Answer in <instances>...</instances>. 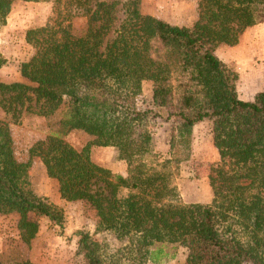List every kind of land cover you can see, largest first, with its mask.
<instances>
[{
    "label": "trees",
    "instance_id": "obj_1",
    "mask_svg": "<svg viewBox=\"0 0 264 264\" xmlns=\"http://www.w3.org/2000/svg\"><path fill=\"white\" fill-rule=\"evenodd\" d=\"M16 1L52 4L47 23L25 33L33 54L19 65L23 80L0 82L5 115L17 122L34 114L51 128L18 162L0 120V215H18L22 242L30 244L39 231L31 215L64 223L63 212L30 189L38 160L60 199L87 205L95 233H111L122 244L109 254L104 243L78 232L85 264H162L179 247L185 264H264V91L240 100L238 74L215 55L219 45L234 47L248 28L264 24V0H201L191 28L142 14L140 0H127L114 30L117 1L0 0V29ZM80 10L87 29L76 36L72 19ZM5 62L0 54V68ZM145 82L152 95L140 107ZM160 110L176 123L161 160L149 129ZM203 121L212 123L218 154L208 176L212 200L184 204L174 180ZM72 131L92 140L77 151L64 140ZM93 147L114 148L127 176L95 164Z\"/></svg>",
    "mask_w": 264,
    "mask_h": 264
},
{
    "label": "rangeland",
    "instance_id": "obj_2",
    "mask_svg": "<svg viewBox=\"0 0 264 264\" xmlns=\"http://www.w3.org/2000/svg\"><path fill=\"white\" fill-rule=\"evenodd\" d=\"M112 3L117 1L116 20L114 29H117L124 19V7L127 0H97ZM201 0H140L139 10L142 14L161 19L171 25L191 28L198 20L199 4ZM10 12V26L0 29V54L8 65L0 69V82H15L9 78V72L18 71L19 65L27 61L33 54V49L25 42L27 30L44 26L52 16V4L49 2L33 3L16 1ZM87 16L84 11L75 13L72 19V32L81 36L87 29ZM7 23V22H6ZM7 25V24H6ZM14 32V33H13ZM111 33L107 38H112ZM260 31L248 33L245 45L251 44ZM2 38V39H1ZM232 48V47H231ZM243 47L233 48L229 52L233 63L226 64L235 72L236 60L243 54ZM221 54V53H220ZM227 55V54H222ZM256 65H264V58H257ZM241 66V65H240ZM237 73V72H236ZM13 75V74H12ZM13 77V76H12ZM4 80H9L5 82ZM151 83L142 84L140 94L137 96L138 105L144 107L151 99ZM157 118L151 119L149 129L153 134L154 152L163 159L169 152V141L176 123L166 120V111L160 110ZM0 120L7 124L12 138L14 157L18 162L28 160V151L33 144L43 141L50 136L48 120L34 114H23L17 122L5 115L0 109ZM54 129V127H53ZM65 142L77 151H80L92 138L80 131H72L64 137ZM90 157L92 161L117 176L126 177L128 170L124 161L118 160L114 148L93 147ZM218 162V154L212 144V123L203 121L195 125L192 132L191 152L188 160L180 163L174 185L177 188L180 201L184 204L201 203L210 204L212 193L209 186L210 167ZM30 189L47 204L63 212V228L53 224L45 218L31 215L30 218L39 224L36 237L25 244L22 242L17 228L18 215H0V264H85L83 255L77 254L78 232L92 235L97 241L107 246V252L114 253L122 247L111 233H95L96 218L92 210L84 203H67L60 199L57 182L46 176L41 162L35 160L29 171ZM174 257L162 264H185L186 249L179 247L168 251ZM151 264V263H147ZM249 264V263H245Z\"/></svg>",
    "mask_w": 264,
    "mask_h": 264
},
{
    "label": "crops",
    "instance_id": "obj_3",
    "mask_svg": "<svg viewBox=\"0 0 264 264\" xmlns=\"http://www.w3.org/2000/svg\"><path fill=\"white\" fill-rule=\"evenodd\" d=\"M13 10V9H12ZM11 10V13H12ZM10 17V14L8 15ZM7 17L6 24L7 28L10 26L11 18ZM260 31L259 36H255L253 38V42L249 45H245V40L248 37L249 32ZM14 33V32H13ZM2 39V38H1ZM4 42H7V38H3ZM0 40L1 42H3ZM243 47V54L237 60L234 56L237 64V74L238 81L236 84L237 96L242 101H252L256 94L264 91V65L258 67L256 65L257 58H264V24H258L251 28H248L241 36L239 43L234 47H228L224 45H219L215 50V55L225 64L233 63V59H231L230 53H233V48ZM221 53V54H220ZM222 54H227L223 55ZM6 60V57H4ZM9 62H5V66L8 65ZM3 65V66H4ZM241 65V66H240ZM3 66L1 68H3ZM0 68V69H1ZM9 68L5 67L4 71L7 73H11L9 78H13L12 80L15 82L22 81V77L20 76L18 71H8ZM13 74V75H12ZM13 76V77H12ZM5 82H9V80H4Z\"/></svg>",
    "mask_w": 264,
    "mask_h": 264
}]
</instances>
